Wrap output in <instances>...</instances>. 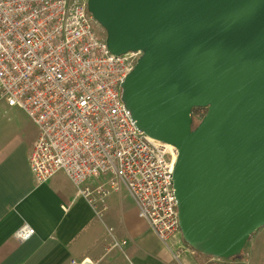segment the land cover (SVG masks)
<instances>
[{
	"label": "water",
	"instance_id": "obj_1",
	"mask_svg": "<svg viewBox=\"0 0 264 264\" xmlns=\"http://www.w3.org/2000/svg\"><path fill=\"white\" fill-rule=\"evenodd\" d=\"M113 54L142 51L122 83L137 127L178 150L183 239L240 256L264 227V0H88ZM207 108L198 125L193 109Z\"/></svg>",
	"mask_w": 264,
	"mask_h": 264
},
{
	"label": "built area",
	"instance_id": "obj_2",
	"mask_svg": "<svg viewBox=\"0 0 264 264\" xmlns=\"http://www.w3.org/2000/svg\"><path fill=\"white\" fill-rule=\"evenodd\" d=\"M103 34L88 0H0V103L21 109L38 129L29 163L39 184L64 172L95 209L125 188L180 261V249L169 245L182 235L173 180L178 150L140 130L122 100L121 85L143 52L113 54ZM100 177L106 183L87 184ZM35 233L23 223L14 239ZM126 243L113 237L108 249Z\"/></svg>",
	"mask_w": 264,
	"mask_h": 264
},
{
	"label": "crops",
	"instance_id": "obj_3",
	"mask_svg": "<svg viewBox=\"0 0 264 264\" xmlns=\"http://www.w3.org/2000/svg\"><path fill=\"white\" fill-rule=\"evenodd\" d=\"M0 109V264H67L72 258H91L97 264H207L215 260L177 235L169 245L174 251L180 249L178 261L140 216L125 188L95 209L64 172L39 184L29 163L37 127L29 134L21 124L30 119L21 109L4 103ZM106 181V177L90 178L87 184ZM23 223L36 233L18 242L14 233ZM113 237L126 240V245L109 250Z\"/></svg>",
	"mask_w": 264,
	"mask_h": 264
},
{
	"label": "rangeland",
	"instance_id": "obj_4",
	"mask_svg": "<svg viewBox=\"0 0 264 264\" xmlns=\"http://www.w3.org/2000/svg\"><path fill=\"white\" fill-rule=\"evenodd\" d=\"M104 36L106 37V34L105 35L103 34V37ZM21 125H22V129L29 134L35 127L33 122L30 120L24 121ZM232 263L264 264V227L258 229L257 232H255L251 236L240 256L230 261L220 259L219 262V264H232Z\"/></svg>",
	"mask_w": 264,
	"mask_h": 264
},
{
	"label": "trees",
	"instance_id": "obj_5",
	"mask_svg": "<svg viewBox=\"0 0 264 264\" xmlns=\"http://www.w3.org/2000/svg\"><path fill=\"white\" fill-rule=\"evenodd\" d=\"M202 110V107H196V108H194L193 109V115H194V123H195V125H198L199 123H200V121L202 120V118L206 115V113H207V108H206V112L203 114V115H199V113H200V111ZM238 257V256H237ZM237 257H233V258H231V259H229V260H226V261H230V260H233V259H235V258H237ZM219 262H220V259H217L216 260V258H215V260L214 261H210V262H208L207 264H219ZM232 264H235V263H232Z\"/></svg>",
	"mask_w": 264,
	"mask_h": 264
}]
</instances>
